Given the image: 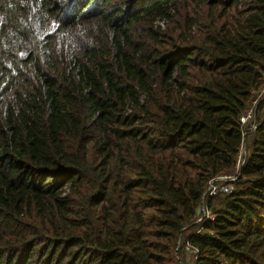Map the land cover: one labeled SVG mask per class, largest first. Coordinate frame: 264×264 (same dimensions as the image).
I'll return each instance as SVG.
<instances>
[{
    "label": "trees",
    "instance_id": "16d2710c",
    "mask_svg": "<svg viewBox=\"0 0 264 264\" xmlns=\"http://www.w3.org/2000/svg\"><path fill=\"white\" fill-rule=\"evenodd\" d=\"M263 86L264 0H0V264H264Z\"/></svg>",
    "mask_w": 264,
    "mask_h": 264
},
{
    "label": "built area",
    "instance_id": "2783aa9c",
    "mask_svg": "<svg viewBox=\"0 0 264 264\" xmlns=\"http://www.w3.org/2000/svg\"><path fill=\"white\" fill-rule=\"evenodd\" d=\"M244 116V117H243ZM241 117L242 123H246V119L248 118L245 114ZM246 116V117H245ZM249 116V115H248ZM253 127L255 128L256 125L254 124ZM253 128V129H254ZM243 149V147H242ZM243 160L242 152L239 156V165ZM233 177V178H232ZM229 177L227 175L219 176L210 183L208 190L205 191L199 208V217L197 218V222L202 223L204 220H209L213 218L211 211L208 209L206 201L213 195H216L220 192L228 193L232 189V183L236 180L235 176ZM187 250L191 252H195V249L191 246L187 247Z\"/></svg>",
    "mask_w": 264,
    "mask_h": 264
},
{
    "label": "rangeland",
    "instance_id": "374dc122",
    "mask_svg": "<svg viewBox=\"0 0 264 264\" xmlns=\"http://www.w3.org/2000/svg\"><path fill=\"white\" fill-rule=\"evenodd\" d=\"M157 24H160L161 23V21H159V22H156ZM163 28L167 25V20H165L163 23ZM264 98V86L259 90V91H257V92H255V95H254V98L252 99V101H251V103H250V105H249V107H248V110H247V112L245 113V115L248 117L247 119H246V123H243L245 126H247V127H249L251 130L254 128L253 127V125L255 124V111H256V108H257V105H258V103H259V101L260 100H262ZM249 115V116H248ZM245 116V117H246ZM244 117V116H243ZM242 117V118H243ZM246 149H247V144H244L243 145V149L241 150V152H242V155H243V158H244V155L246 154ZM227 176H229V177H232L233 176V174H231V175H227ZM233 178V177H232ZM213 180H211L210 182H209V184H208V187L210 186V183L212 182ZM207 190H208V188H207ZM182 251H184V250H182ZM184 252H186V254H185V256H186V263L185 264H192L193 263V255H194V253H192L191 251H189V250H186L185 249V251Z\"/></svg>",
    "mask_w": 264,
    "mask_h": 264
}]
</instances>
